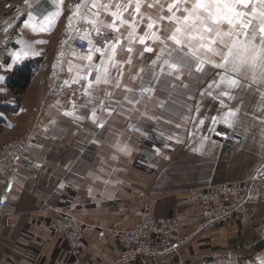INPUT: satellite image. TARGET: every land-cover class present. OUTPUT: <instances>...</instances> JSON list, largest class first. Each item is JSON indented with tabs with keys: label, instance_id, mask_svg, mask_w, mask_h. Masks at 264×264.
I'll list each match as a JSON object with an SVG mask.
<instances>
[{
	"label": "crops",
	"instance_id": "1",
	"mask_svg": "<svg viewBox=\"0 0 264 264\" xmlns=\"http://www.w3.org/2000/svg\"><path fill=\"white\" fill-rule=\"evenodd\" d=\"M13 1V13L0 15V37L7 39L0 49V76L4 77L0 81V147L28 130L33 131V138L23 162L13 173L8 209L0 217V264H117L119 251L109 231L132 227L142 211H148L156 217L179 219L183 233L189 235L198 224L188 201L189 190L247 181L264 171V104L258 93L234 90L236 99L223 98L226 107L222 108L213 97L201 96L202 90H208V83L218 79L217 70L210 67L212 75L197 73L193 66L191 76L185 71L180 80L163 76L159 82L151 78L150 67L143 75L140 73L142 79L133 81L131 77L140 72L149 54L141 58L143 46L136 43L132 65L124 66L122 87L102 85V91L94 93L97 103L92 105L89 97L83 96L77 106V102L51 90H57L65 80L71 82L75 65L84 63L79 56L86 52L62 44L76 35L74 29L66 31L65 26L80 0H64L59 7L55 0H28L27 4L25 0ZM5 2L0 0V5ZM29 11L37 22L57 11L60 15L46 32H32L23 23ZM9 23L13 27L5 33ZM73 24L75 28L91 27L79 17ZM143 32L144 26L138 29V34ZM148 43L159 51V45ZM25 44L39 55L13 64L12 55ZM127 58L126 52L118 55V59ZM26 62L36 69L16 103L7 88V78ZM69 62L73 65L71 73ZM94 62H99V54H94ZM128 66L130 77L126 75ZM112 74L117 75L115 69ZM123 85L132 91H125ZM141 85L152 87L153 92L142 94ZM105 90L112 92V99L105 96ZM125 97L139 103H129ZM101 100L115 109L111 115L99 109ZM73 102L77 106L75 114L84 117L82 121L62 115L72 110ZM93 107L97 108L98 120L104 117L103 128L88 119ZM228 108L240 109L233 127L213 124L211 117H221ZM216 130L233 133L240 141L232 147L223 144L212 137ZM249 200L247 226L234 223L203 232L194 243L188 241L187 247L169 258L177 256L181 262L186 261L201 250L216 251L217 245L225 248L236 241L239 251L254 247V263L261 264L264 192H255ZM61 216H71L84 227L80 257L68 252L64 237L55 231ZM212 256L216 260L218 255ZM151 262L141 259L135 264Z\"/></svg>",
	"mask_w": 264,
	"mask_h": 264
},
{
	"label": "snow or ice",
	"instance_id": "2",
	"mask_svg": "<svg viewBox=\"0 0 264 264\" xmlns=\"http://www.w3.org/2000/svg\"><path fill=\"white\" fill-rule=\"evenodd\" d=\"M63 2L64 0H55L57 7ZM25 3L27 4L28 0H25ZM144 8L148 11H142ZM126 13L131 19L126 18ZM105 14L111 17V22H106ZM59 15L60 12L57 11L45 21L37 22L29 11L27 19L23 22L24 27L32 32H46ZM77 17L91 27L81 33L73 24ZM141 25H144V32L138 34ZM12 27L9 23L4 32L7 33ZM70 28L74 29L82 42L86 41L87 50L86 54L79 56L84 63L75 65V76L71 82L65 80L62 87H70L71 84L84 81L80 91L82 95L89 97L88 103L92 102L94 93L100 91L102 85L117 89L122 87L124 66L132 65V54L135 51L133 45L138 43L143 46L139 52L141 58L145 53H155L150 67L153 69L151 78L157 82L163 76L180 80L185 71L191 76L193 66L197 73L212 75L210 67L217 70L215 75L218 79L210 81L208 90H202L201 96L206 94L213 97L223 108L226 107L223 98L236 99L234 90H253L259 94L260 102L264 104V0H109L108 3L102 0H90V3L89 0H80L68 17L65 29L67 31ZM121 29L127 31L126 36L122 34ZM109 31L116 34L114 38L108 39ZM93 34L103 40V46H97ZM124 41H127L126 46ZM148 41L159 45V51L149 45ZM120 52H126L128 58L118 59ZM73 54L77 55L76 52ZM94 54H99V62H94ZM32 55L39 53L32 51L31 45L25 44L11 59L13 64H16ZM59 55L62 58L64 53ZM55 67L56 65H53L54 69ZM157 67L159 73L155 71ZM113 69L116 70V76L112 74ZM68 71L73 72L71 62ZM141 72H144L143 68L131 79H142ZM3 79L4 77L0 76V81ZM123 88L127 92L132 91L127 85H123ZM139 90L142 94L153 92L152 87L143 85ZM105 96L112 99L113 94L105 90ZM125 99L129 103H139L138 100L128 97ZM115 102L120 103L119 100ZM98 107L109 115L115 111L106 107L104 100L100 101ZM76 111L77 106L73 102L72 110H65L62 115L71 117L75 122L82 121L84 117L76 115ZM239 111V108H228L221 117H211L212 123L233 127ZM88 119L99 128L105 126L104 117H99L98 120L96 107H93ZM199 123L203 125L205 122L201 119ZM203 139L207 140L208 137ZM119 151L130 154L125 148H119ZM195 151L199 152L200 149ZM60 187L62 188L63 184ZM0 203H4V200L0 199ZM261 264H264V261H261Z\"/></svg>",
	"mask_w": 264,
	"mask_h": 264
},
{
	"label": "built area",
	"instance_id": "3",
	"mask_svg": "<svg viewBox=\"0 0 264 264\" xmlns=\"http://www.w3.org/2000/svg\"><path fill=\"white\" fill-rule=\"evenodd\" d=\"M106 1V0H103ZM81 33L86 29L78 27ZM97 46H103V40L95 37ZM108 39L109 33H108ZM7 39L0 37V49ZM69 46L80 52H86L87 43L82 42L77 33L69 42ZM75 84L62 91L66 99L76 102ZM212 137L230 147L240 140L233 133L216 130ZM33 131L28 130L18 138L11 139L0 147V217L8 209V202L12 194L13 173L23 162V157L30 146ZM9 186L10 190H9ZM255 192H264V171H260L247 181L233 184H217L208 188L192 189L187 193L190 207L198 217V227L191 235L183 233V226L177 218H157L144 211L139 221L132 229L115 232L120 246L117 264H135L142 260L155 261L173 252H178L197 232H211L218 227L230 226L238 223L241 226L249 224V202ZM58 235L64 237L68 252L73 257L82 254V242L85 238L84 227L71 216H61L54 225Z\"/></svg>",
	"mask_w": 264,
	"mask_h": 264
},
{
	"label": "rangeland",
	"instance_id": "4",
	"mask_svg": "<svg viewBox=\"0 0 264 264\" xmlns=\"http://www.w3.org/2000/svg\"><path fill=\"white\" fill-rule=\"evenodd\" d=\"M5 1H6L5 4H1L0 5V15H4L5 13H9V14L13 13V7H12V5H14V1L13 0H5ZM107 1L108 0H106V3H108ZM113 2H114V0H113ZM124 2H126V0H124ZM166 2H171V0H166ZM10 3H12V5H10ZM142 11H148V10L146 8H144V9H142ZM165 14H167V13L165 12ZM125 16H126V18L131 19V16L128 15L127 13L125 14ZM104 19L106 20V22H111V17L108 16V15H106V14L104 15ZM143 26L144 25H141V27H143ZM121 32H122L123 35H125V36L127 35V31L125 29H121ZM115 35H116L115 33L109 31V37H110V39L114 38ZM72 37H74V36H72ZM71 39L72 38H69L65 42V43H67V46L69 45V42H70ZM121 53L123 54V52H121ZM122 57H124V56H122ZM144 58H146V59H144L142 65H141V68H143L144 70H148V69L150 70V62H151V60L155 59V53L146 54V56ZM157 69H158V67L155 69V71ZM126 70H127L126 75L130 77L131 67L128 66L126 68ZM144 73L145 72H141L142 75ZM75 85H76L75 86V88H76V90H75L76 93L75 94L78 95L77 96V100H76L77 106H78L79 101L84 96V95L81 94V91H80V89L82 88L83 85H78V84H75ZM62 89L64 91L66 89V86H63V87L60 86L57 90H56V87H55V89L54 90L52 89L51 91H56L58 94H61L62 91H60V90H62ZM100 91H102V90L100 89ZM100 91H98V92H100ZM98 92H96V93H98ZM15 98H16V100H15L16 103H17V101L18 102L20 101V97L19 96H15ZM97 102L98 101L94 98L92 100L91 104L93 105V103H97ZM142 212H144V211H142ZM157 218H160V217H157ZM170 218H174V217H170ZM134 226H135V224L132 227L125 228L123 230L132 229ZM197 227H198V224L196 225V227L193 230L195 231V229H197ZM223 227H226V226L218 227V229L219 228H223ZM218 229H216V230H218ZM123 230L122 229H119V230L118 229H113V230L109 231L110 235L113 236V238L115 239V242L117 244V248H118V251H119V255H120V246H119V243L117 242V239H116V236L114 235V233L115 232H122ZM216 230H214V231H216ZM192 232L193 231H190V234L189 235L193 234ZM203 232L204 231L197 232L196 235H194L192 237H189L188 241L191 240L192 241L191 243H194V240L196 239V237L197 236H201L203 234ZM205 233H207V232H205ZM189 235H187V236H189ZM235 239H236V236H234V240ZM188 241L185 244L186 246L183 245L178 252H173L170 255L165 256L163 258V260H162V258L161 259H156L155 261L151 262V264H255L254 263V258H255V254H256L255 248L254 247H251V246H250L251 249H250V247H245V248H242L241 247L242 249H240L241 251H239V248H237V242L236 241H234V243H231L229 247L226 246L225 248H221L222 246L219 244V245H217L215 247L216 248V251L209 252L207 250H203V251L201 250L200 253L198 251L199 254H195L194 256L188 258L186 261L183 260L181 262L180 259L177 258V256L175 258H169V257H171V255H178V253L183 248L187 247V245L190 244V242L188 243ZM213 253H215V255H218V256H216V260L214 259L215 256H212ZM118 257H117V259H118ZM117 259H116V263H117ZM208 260H211L212 263H209Z\"/></svg>",
	"mask_w": 264,
	"mask_h": 264
},
{
	"label": "trees",
	"instance_id": "5",
	"mask_svg": "<svg viewBox=\"0 0 264 264\" xmlns=\"http://www.w3.org/2000/svg\"><path fill=\"white\" fill-rule=\"evenodd\" d=\"M35 69L32 63L26 62L10 74L7 78V88L13 95L18 96L24 92L31 83Z\"/></svg>",
	"mask_w": 264,
	"mask_h": 264
}]
</instances>
